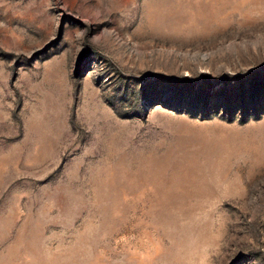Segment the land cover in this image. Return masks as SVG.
<instances>
[{
  "label": "rangeland",
  "instance_id": "374dc122",
  "mask_svg": "<svg viewBox=\"0 0 264 264\" xmlns=\"http://www.w3.org/2000/svg\"><path fill=\"white\" fill-rule=\"evenodd\" d=\"M0 264H264V0H0Z\"/></svg>",
  "mask_w": 264,
  "mask_h": 264
}]
</instances>
